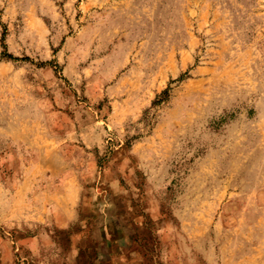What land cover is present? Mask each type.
Returning <instances> with one entry per match:
<instances>
[{"label": "rangeland", "instance_id": "374dc122", "mask_svg": "<svg viewBox=\"0 0 264 264\" xmlns=\"http://www.w3.org/2000/svg\"><path fill=\"white\" fill-rule=\"evenodd\" d=\"M0 264H264V0H0Z\"/></svg>", "mask_w": 264, "mask_h": 264}, {"label": "trees", "instance_id": "16d2710c", "mask_svg": "<svg viewBox=\"0 0 264 264\" xmlns=\"http://www.w3.org/2000/svg\"><path fill=\"white\" fill-rule=\"evenodd\" d=\"M6 56H7L6 58H11L10 55H6ZM169 91H170L169 88L163 90L159 95L156 96V98L154 99L152 104L158 105V104L164 102L166 99H168Z\"/></svg>", "mask_w": 264, "mask_h": 264}]
</instances>
